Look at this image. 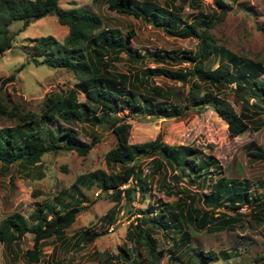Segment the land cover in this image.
I'll use <instances>...</instances> for the list:
<instances>
[{"label": "trees", "instance_id": "trees-1", "mask_svg": "<svg viewBox=\"0 0 264 264\" xmlns=\"http://www.w3.org/2000/svg\"><path fill=\"white\" fill-rule=\"evenodd\" d=\"M58 1L0 0V54L12 46L8 27L13 21L21 20L28 25L31 21L52 14L59 24L68 27V33L62 41L51 35L36 38L35 51L30 59L38 62L39 57L47 65L64 68L79 78L75 87L46 95L41 113L22 110L18 104L7 105L0 92V116L16 121L15 125L0 128V163L9 165L18 162L34 166L45 153L59 149L73 150L84 156L99 141L98 135H94L91 141H84L73 128L62 126L55 132L49 130L43 135L40 131L42 127L58 120L57 117L63 121H81L90 126L109 123L116 146L105 153V161L111 168L117 166L118 171L112 169L107 175H99L98 172L81 174L72 186L74 190L80 193L79 187L89 188L95 184L111 200L120 202L124 199L131 206L136 194L139 193L142 200L149 186L147 176L137 161L138 157L146 156L150 158L153 173H162L161 187L171 194L182 195L177 202L153 206L154 214L151 217L137 209L138 217L129 223L125 234L130 246L122 247L118 253L123 260L120 264H142L141 248L146 250L147 260L152 264L160 260L164 249L156 247L154 228L162 230L176 248L179 245L177 235L185 234L188 237L186 226L209 233L232 230L236 225H243L249 214L264 224V180L259 181L263 190L256 194L252 192L247 179H230L224 175L217 177L219 171L216 170L218 165L214 158L202 157L195 147L170 145L163 141L161 133L153 140L131 144V124L118 116L125 112L170 118L182 115L188 108L202 111L211 106L225 121L231 138L241 134L248 125L255 130L264 125V122L257 121L264 111V79L261 78L264 64L259 60L242 58L220 45L211 31L225 18L229 5L223 0H214L217 10L185 21L172 13V9L161 11L146 4L136 5L134 0H107L111 10L144 19L162 27L170 35L198 40L194 52L182 51L178 54L175 50H157L153 57L156 66L125 73L115 70L114 62L121 60L122 53L131 62H138L139 56L130 51L120 31L101 29L99 15L64 9ZM189 2L194 5L197 0ZM178 21L181 25L176 24ZM128 35L133 37V31L129 30ZM177 62L178 65H175ZM181 62L187 65H181ZM156 76L180 83L183 89L180 90L177 85L156 84L152 81ZM13 79L14 74H11L0 81V91L4 84ZM230 84H234L237 93H244L254 100L249 103L245 96H239L240 112L221 96V87ZM80 92L84 96L83 101L78 100ZM248 154L264 161V151L258 147H253ZM213 166L215 169H212ZM169 177L175 183L184 178L188 184L199 186L202 190L207 188V191L190 193L184 187H177L174 191L165 180ZM198 200L204 207L196 206ZM221 206L235 211L231 215L214 211ZM243 207L248 211H240ZM79 211L77 205L64 202L62 194H58L52 201L34 207L29 215L31 223L20 215L3 218L0 221V242L10 247L26 233L32 234V247L26 250V257L28 262H38L43 243L48 238L54 237L59 244L67 243L65 231L75 221ZM115 214L116 209L111 208L102 220L108 225L112 224ZM98 235L100 233L94 230L85 229L76 237L73 245L79 250L83 249ZM185 241L188 240L182 238V242ZM190 249L192 252L196 250ZM194 254L195 258L188 256L185 260L177 253L169 258L183 264H201L204 260L220 258L212 250L204 252L198 249ZM221 256L228 257V253L223 251ZM60 263L57 261L53 264ZM252 264H264V256H258Z\"/></svg>", "mask_w": 264, "mask_h": 264}, {"label": "rangeland", "instance_id": "rangeland-1", "mask_svg": "<svg viewBox=\"0 0 264 264\" xmlns=\"http://www.w3.org/2000/svg\"><path fill=\"white\" fill-rule=\"evenodd\" d=\"M229 5L225 18L217 23L212 31L213 36L220 45L245 59L259 60L264 64V0H223ZM64 9H75L95 13L101 17V29H118L120 35L127 42L132 53L139 56L138 62H131L125 53L121 60L114 62L115 70L132 73L136 69L154 67L157 63L153 57L157 50L195 51L198 40L193 37L179 38L167 33L162 27L154 26L141 18L118 13L107 6V0H59ZM136 5H150L152 8L163 11L167 9L177 14L182 20L190 21L201 14H211L217 10L214 0H197L193 5L189 0H134ZM177 7V9L175 8ZM161 14V13H160ZM181 25V22H176ZM12 46L0 54V81L14 74V79L2 86L1 94L7 105L18 104L22 110L41 113L43 99L50 92H65L73 88L79 81L77 75L64 68H56L42 62L30 59L34 54L35 39L51 35L62 41L68 33V27L57 22L56 16L48 14L40 19L29 22L13 21L9 27ZM132 30L134 36L130 37L128 31ZM142 58V59H141ZM177 62L175 65H178ZM181 65H187L184 62ZM216 67V64H214ZM264 79V73L261 75ZM156 84L178 86L180 83L172 82L164 77H153ZM234 84L221 87L223 96L237 111L240 112V97L244 93H237ZM80 92L78 100L83 101ZM131 124L129 142L140 144L153 140L159 133L164 142L177 147L186 145L195 147L202 153V157H212L217 161V177L224 175L230 179H247L253 193L263 189L259 181L264 180V161L256 160L248 152L253 147L264 151V125L258 130L248 127L239 135L231 138L228 135L227 125L216 111L208 106L202 111L188 108L180 116L163 118L156 114H126L119 113ZM57 117V116H56ZM58 120L42 127L44 135L49 130L56 131L59 126L73 128L78 137L84 141H91L94 135L99 141L82 156L73 150L59 149L45 153L40 162L34 166L22 163L3 165L0 163V221L10 215H20L27 221L34 207L42 202H50L58 194H62L63 201L75 204L80 208L75 221L65 231L67 243L59 244L54 237L43 243L42 255L38 262H28L26 250L32 247L33 235L26 233L19 241L7 247L0 242V264H120L123 260L118 255L122 247H129L125 234L129 223L138 217L137 209L142 214L151 217L154 214L153 206L177 202L182 195L173 194L164 190L160 185L162 173H153L150 158L138 157L143 174H146L148 184L143 199L136 194V200L131 206L122 199L115 202L105 194L97 185L87 188L79 187L77 192L72 188L79 175L98 172L108 174L118 167H109L105 161V153L116 146V138L109 123L101 126H90L81 121ZM257 121L264 122V111L257 117ZM16 121L0 116V128L15 125ZM59 143H62L59 140ZM215 169V166L212 167ZM175 191L177 187L187 188L190 193H200L199 186L190 185L186 180L180 179L177 183L172 177L165 179ZM188 184V185H187ZM110 193V192H108ZM139 197V198H138ZM197 207H204L201 200L196 202ZM111 208L116 209L114 222L107 224L102 220ZM228 215L235 210L221 206L214 209ZM247 212V208L240 209ZM85 229L94 230L100 235L91 243L77 249L73 245L76 237ZM185 234L177 235L178 247L172 246V240L166 237L162 230L154 228L153 236L157 239V249H164V254L155 264H183L170 260L169 256L177 253L181 259L188 256L195 258L198 249L206 252L212 250L220 255L218 260H204L201 264H252L258 256H264V224L259 223L250 214L243 225H236L234 229H226L209 233L205 230H195L186 226ZM182 238L188 241L182 242ZM184 240V239H183ZM190 248H195L192 252ZM174 250V253L172 252ZM225 251L228 257H222ZM142 264H152L147 259V252L141 248ZM194 254V255H193ZM196 260V259H192ZM126 264H129L126 262Z\"/></svg>", "mask_w": 264, "mask_h": 264}, {"label": "built area", "instance_id": "built-area-1", "mask_svg": "<svg viewBox=\"0 0 264 264\" xmlns=\"http://www.w3.org/2000/svg\"><path fill=\"white\" fill-rule=\"evenodd\" d=\"M126 185H123L122 187H125Z\"/></svg>", "mask_w": 264, "mask_h": 264}]
</instances>
